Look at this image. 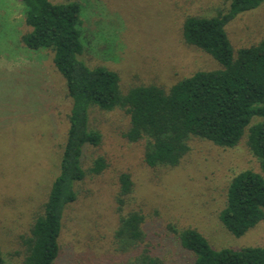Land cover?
I'll list each match as a JSON object with an SVG mask.
<instances>
[{"label":"rangeland","instance_id":"374dc122","mask_svg":"<svg viewBox=\"0 0 264 264\" xmlns=\"http://www.w3.org/2000/svg\"><path fill=\"white\" fill-rule=\"evenodd\" d=\"M80 5L81 40L78 58L89 67L117 73L121 94L155 83L167 89L197 71L218 70L220 64L187 45L182 25L187 16L209 17L224 11L230 0H50ZM28 31L20 0H0V249L5 264H23V239L41 213L67 131L70 100L63 79L45 50H29L21 36ZM234 56L240 48L264 39V2L225 26ZM253 118L250 125L263 122ZM88 125L101 142L83 149L85 177L75 184L77 199L65 211L61 252L55 264H114L123 256L113 249L118 224L115 196L118 176L128 173L133 189L122 214L144 215L143 245L163 264H193L169 226L194 228L215 249L264 248V221L241 237L230 234L219 214L226 189L239 172L251 170L264 178L248 146V129L233 148L193 137L189 152L174 167H148L143 142L124 137V111L91 106ZM102 157L106 168L89 172Z\"/></svg>","mask_w":264,"mask_h":264},{"label":"trees","instance_id":"16d2710c","mask_svg":"<svg viewBox=\"0 0 264 264\" xmlns=\"http://www.w3.org/2000/svg\"><path fill=\"white\" fill-rule=\"evenodd\" d=\"M20 1L28 27L21 36L23 45L50 54L70 100L58 174L41 213L23 239V264H55L60 256L65 211L77 199L75 184L85 177L81 163L84 146L96 147L101 142V135L88 125L91 106L124 111L128 127L123 137L130 143L143 142V161L150 168L177 166L189 152L193 137L233 148L247 128L248 146L264 172V121L250 125L253 118L264 120V39L240 48L234 56L225 32L228 22L264 0H230L224 11L213 16L191 15L184 19L183 42L210 55L220 69L197 71L167 89L149 83L125 94L119 91L116 72L103 66L89 67L78 58L84 51L78 3ZM106 166L99 156L89 172L100 174ZM132 189L130 175L119 174L113 249L123 260L114 264H163L152 253L151 245H143L144 215L138 211L122 214ZM219 220L235 237L264 221V178L260 174L244 170L230 180ZM169 228L181 248L193 254V264H264L263 247L215 250L194 228ZM0 264H5L1 249Z\"/></svg>","mask_w":264,"mask_h":264}]
</instances>
